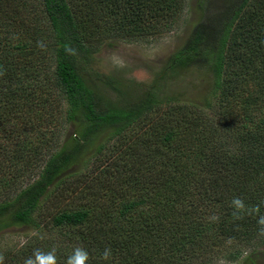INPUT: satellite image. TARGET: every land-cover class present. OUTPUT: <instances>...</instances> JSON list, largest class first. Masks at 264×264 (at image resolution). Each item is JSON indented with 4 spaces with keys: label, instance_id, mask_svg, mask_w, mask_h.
<instances>
[{
    "label": "trees",
    "instance_id": "16d2710c",
    "mask_svg": "<svg viewBox=\"0 0 264 264\" xmlns=\"http://www.w3.org/2000/svg\"><path fill=\"white\" fill-rule=\"evenodd\" d=\"M34 1L0 0V234L38 231L3 261L25 264L51 248L56 264H67L82 248L86 264H211L218 246L228 263L245 254L250 262L264 245V0H199L201 17L172 57L171 69H212L214 118L194 102L150 94L104 108L83 75L107 41L138 42L171 28L183 0ZM19 31L33 44H14ZM65 115L79 123L77 140L60 152H26L29 125ZM134 127L147 133L125 148L115 143L111 154L99 144L84 159L103 131L123 137ZM9 144L16 152H1ZM85 162V171L67 174Z\"/></svg>",
    "mask_w": 264,
    "mask_h": 264
},
{
    "label": "rangeland",
    "instance_id": "374dc122",
    "mask_svg": "<svg viewBox=\"0 0 264 264\" xmlns=\"http://www.w3.org/2000/svg\"><path fill=\"white\" fill-rule=\"evenodd\" d=\"M34 3V0H29L30 7L31 5L35 6ZM198 3L199 0H183L182 11L177 17L168 21L169 23L173 22L171 23V28L155 36H144L138 42L127 41L123 38L109 40L98 52L92 55L91 59L83 63L82 71L86 82L101 98L102 107L124 108L130 104L140 103L143 98L150 94L158 97L178 98L180 104L194 102L210 118H214L211 114L212 106L216 102V98L213 96L212 69L205 65H192L175 69H171L170 66L172 57L184 47L194 25L201 17V11L197 7ZM27 13L29 14L28 11ZM23 16L26 17L28 15L23 14ZM29 16L28 21L30 23L28 24L32 26L31 28L29 27V30L32 33L35 31L31 22V17L34 15L31 16L29 14ZM16 38L12 40L14 44L19 41L22 43L29 41L33 44L29 33L26 35L19 31ZM35 47L36 54L39 53V57L46 62V66H50V53L46 51L47 48L42 47L39 43ZM31 48L32 46L29 47V52H31ZM25 54H28L26 49L25 51L24 49L20 50L18 54L20 56L19 60ZM31 57L37 58V56ZM34 61H38V58ZM40 64L44 66L43 63ZM37 100L40 104L42 103L40 98H37ZM51 102L48 103V107L44 111L47 114L46 116H51L52 108L50 104L57 105L55 101ZM62 106L67 108L68 105L63 103ZM19 123L20 128L27 127L20 120ZM37 125L39 124L29 125L30 129H26L27 134L22 136L23 140L28 139L29 141L26 152H32V150L36 152L39 149H42V152H60L68 140H77L79 138L77 131L79 123L68 120L66 115L63 118L58 116V120H55L52 124L45 125V127L43 125H41L43 127H36ZM39 132L41 135L38 136L37 133ZM137 132L140 135L147 133L145 129L134 127V129L128 130L123 137L110 138L108 131H103L96 143L86 151L84 159L94 155L96 152L95 146L99 144H105L107 147L104 153L109 152L110 154L116 152L114 144L117 142L122 144L121 148H125L124 142L129 144L130 141L135 140L138 137ZM50 139L51 141H49ZM30 140L33 142H30ZM43 140H47V143H42ZM6 145L8 144L5 142L4 146ZM7 147V150L1 149V152H16L10 144ZM88 164L90 169L94 161L92 160ZM85 170L86 162L81 165H74L73 169L69 170L67 174ZM65 206L75 207L76 205L69 201ZM37 235V229L31 227L14 228L2 232L0 234V255L4 251H16L15 249L22 247L33 236ZM37 244L41 247L44 246V242L41 240ZM220 248L217 246L216 252L210 254L211 264H232L223 259L224 254L219 251ZM256 249L255 257L250 262L247 263L245 261L247 258L245 254L234 264H264V245ZM49 252L54 254L51 248L47 249V253ZM55 257L57 259V256ZM9 263L10 261L7 259L3 261V264Z\"/></svg>",
    "mask_w": 264,
    "mask_h": 264
},
{
    "label": "clouds",
    "instance_id": "9594fccd",
    "mask_svg": "<svg viewBox=\"0 0 264 264\" xmlns=\"http://www.w3.org/2000/svg\"><path fill=\"white\" fill-rule=\"evenodd\" d=\"M72 52V49H68ZM233 204L242 207V202L239 198H234ZM261 223H264V220H261ZM104 259H108L111 256V249L106 248L104 251ZM88 260V253L82 248H76L74 253L68 258L67 264H86ZM0 264H3V257L0 256ZM25 264H56V257L53 253H43L37 251L34 253V258H28L25 261Z\"/></svg>",
    "mask_w": 264,
    "mask_h": 264
}]
</instances>
